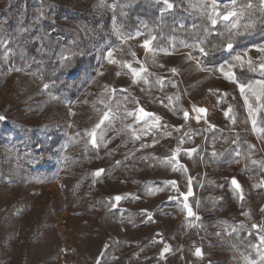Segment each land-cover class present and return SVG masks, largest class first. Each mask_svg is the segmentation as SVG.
Listing matches in <instances>:
<instances>
[{
    "label": "rangeland",
    "instance_id": "374dc122",
    "mask_svg": "<svg viewBox=\"0 0 264 264\" xmlns=\"http://www.w3.org/2000/svg\"><path fill=\"white\" fill-rule=\"evenodd\" d=\"M40 1L114 14L113 0ZM156 1L162 10L177 5L210 22L212 0H169L171 9L163 0ZM216 3L221 15L233 10L239 14L247 5L246 0ZM233 21L237 17L218 19L216 25L233 29ZM109 28L111 46L102 50L97 76L87 83L88 75H77L85 88L77 99L66 100L12 65L14 41L0 23V40L7 41L0 45V121L38 128L59 117L60 124H67L66 129L60 125L66 136L52 161L43 165V173H31L27 167L21 173L15 139L0 137V164L11 167L6 185L0 183V264L259 261L253 246L260 245L264 232L252 225L264 228V89L256 83L264 80L259 67L264 52L258 51L264 43L236 53L243 57L236 60L239 64L257 63L261 76L242 93L231 66L202 67L196 57L199 49L185 46L192 44L170 35L160 43L146 23L140 31L126 32L114 16ZM145 40L150 41L148 48ZM64 51L59 53L61 61L68 57ZM110 51L115 63L109 60ZM128 64L145 71L134 77ZM140 107L161 118L155 127H146L135 115L126 116V111L135 113ZM198 107L206 110L199 120ZM109 109L110 119L96 129L93 146L87 133ZM147 122L151 125L154 119ZM240 133L252 143L249 155L256 170L248 172L233 149ZM69 143L74 161L63 166L62 153ZM189 187L192 194L185 201ZM245 233L253 238L248 253L240 249V235ZM165 245L170 250L161 256ZM198 248L201 256L195 254Z\"/></svg>",
    "mask_w": 264,
    "mask_h": 264
},
{
    "label": "trees",
    "instance_id": "16d2710c",
    "mask_svg": "<svg viewBox=\"0 0 264 264\" xmlns=\"http://www.w3.org/2000/svg\"><path fill=\"white\" fill-rule=\"evenodd\" d=\"M216 1L221 3L231 0ZM246 2L251 7L245 5L240 8V21L235 29H228L223 24L213 27L206 18L192 16L177 5L172 11L162 10L156 0H113V15L95 8L75 11L77 9L74 7L58 2L0 0V23L14 41L12 65L28 71L34 78L47 84L49 92L60 99L75 100L82 94L85 84H80L83 81L77 75H88L87 83L97 76L103 64L102 50L111 46L107 43L112 40L109 32L111 16L116 18L118 26L129 33L140 31L143 23L150 25L154 29L156 41L160 43L165 41V36L170 35L178 42L193 44L203 38L205 30L209 29L211 34L206 41V48L210 51L206 56L200 52L196 54L199 64L204 68L229 65L233 68L237 84L249 86L261 77L257 63L252 64L256 68L253 71L250 66L237 63L234 57L239 49L244 51L264 43V5L259 0ZM253 21L254 27L247 30L243 27ZM21 28H28L29 31L21 33ZM229 39L234 45L230 51L224 47ZM62 49L68 51V57L61 61L59 53ZM59 122L62 119L56 117V120L45 121L42 127L33 128L0 121V137L5 141H8V137L15 139L20 149L21 173L26 172V167L31 173L34 170L45 172V164L52 161L51 155L55 154L56 147L66 136L60 125L66 129L67 124ZM246 138L245 134H238L233 149L238 151L250 172L256 170V166L249 155L252 143ZM71 150L69 143L62 153L63 166L67 165V161H74ZM80 152L86 154L82 148ZM10 169L8 165L0 164L1 184L6 185V180L11 177ZM252 239L246 233L240 235L242 252L248 253L247 247Z\"/></svg>",
    "mask_w": 264,
    "mask_h": 264
},
{
    "label": "snow or ice",
    "instance_id": "6c2138e0",
    "mask_svg": "<svg viewBox=\"0 0 264 264\" xmlns=\"http://www.w3.org/2000/svg\"><path fill=\"white\" fill-rule=\"evenodd\" d=\"M232 2H233V4H235V0H232ZM163 3H164V4L167 6V8H169V9H171V8L173 7V5H172L171 3H169V0H163ZM260 3H261V5H264V0H260ZM247 6H248V7H251V4H249V5H247ZM226 7H227V6H226ZM233 16L237 17V21H233V22L231 23L230 27L233 28V29H235V28L238 27L239 14H238L235 10H233V11H229V12H227V13L224 14V15H221L220 12L217 11V3H216V0H212L211 11L208 13V18H209V20H210V22H211V25H212L213 27L217 24L218 19H220V20H222V21H229L230 17H233ZM21 19H23V14H21ZM262 22H264V21H262ZM254 25H255V21H253V22L250 23V24H246V25H244L243 27L247 30V29H249V28L254 27ZM181 27H183V26H181ZM226 27H228V25H226ZM27 31H29L28 28H21V29H20V32H21V33H24V32H27ZM210 34H211V31H210L209 29H206V30H205V35H204L203 38H200L197 42L193 43L192 45H185V46H187V47H192V48H198L199 51H200V53H201L202 55L206 56V55L209 54V51H210V49H207V48H206V41H207L208 36H209ZM6 43H7V41L0 40V45H5ZM149 44H150V41H149V40H145V41H144V47H145V48H148V47H149ZM224 47H225L227 50H229V51L232 50L233 47H234L232 40L229 39V40L227 41V43L224 45ZM258 51H260V52H264V47H259V48H258ZM112 55H113V54H112V52L110 51V52L108 53L109 60H110V62L115 63L116 61L113 60V59H111V58H112ZM7 56H8V53L6 52L4 58L7 59ZM234 59L237 60V61H241V60L243 59V57L240 56V55H236V56L234 57ZM248 63H249V66L252 68V70L255 71L256 68L252 65L251 60H249ZM126 66L131 70V72H132V74H133L134 77H135V76H138V75L140 74L141 71H145V69H143V68H141V69L133 68L130 64H128V65H126ZM259 67H260L261 69H264V62H262V63L259 65ZM17 70H18V69H17ZM173 71H175V70L173 69ZM256 83L259 84V85L261 86V89H264V80L257 81ZM44 87H45V89H46V88L48 87V85L45 84ZM240 88H241V92L243 93L244 88H245V85L241 84V85H240ZM253 95H256V93L253 92ZM169 99H171V98H169ZM106 107H108V106L106 105ZM110 111H111V109H109V111H105V112L103 113V116H102V118L100 119V121L95 125V127H94L90 132L87 133V135H89L90 137H92V144H93V146H96V140H95V137H96V129H99V128L101 127V125L104 124V122H105L106 120H109V119H110V116H109V112H110ZM205 111H206V110H205L204 108H200V107L195 108V112L197 113L196 119L199 120V118H200V114H201V113H205ZM133 115H135V119H136L137 121H145V126H146V127H155V126H156V123H155V122H158V121L161 119L159 116H155V114L145 111L142 107L138 108V110L135 111V113H134L133 111H126V116H133ZM183 115H184V119H185V120H188V119H189V113H188V111H184ZM0 119H3V117H0ZM153 119H154V123L151 124V125H149L147 121H148V120H153ZM253 123H255V122L253 121ZM129 127H131V126L129 125ZM169 135H170V133H169ZM136 138L138 139L139 137H136ZM176 151L179 152L180 149L177 148ZM192 151H195V150L193 149ZM118 163H119V162H118ZM102 171H103V169L97 170V172L95 173V175H100V173H101ZM170 183H171L173 186H175V181H172V182H170ZM232 184L235 185L237 189H239L240 185L237 183V181H236L235 179L232 180ZM191 194H192V192H191V188L189 187V190H188L187 195L184 196L185 201L187 200V197H188L189 195H191ZM182 195H184V194H182ZM120 199H121L120 196H116V197H115V200H117V201H119ZM184 208L187 209V212H188V215H189V216H192V215H193L192 209L189 207V205H188L187 203H184ZM262 211H264V209H262ZM244 215H247V213H244ZM149 219H151V215H149ZM252 227H253V228H260V230H261L262 232H264V228H261L260 226H258V225H256V224H253ZM235 230H236V229H233V231H235ZM217 235L219 236L220 233H217ZM259 239H260V245H254V246H253V247L256 248L257 252L259 253V261H256V260H247V264H264V235H261V236L259 237ZM169 250H170L169 246L165 245L164 250H163V252L161 253V256H163V253H164V252H168ZM195 254H196L197 256H201V255H202V252H201V250L198 248V249L196 250V253H195ZM246 259H247V258H246Z\"/></svg>",
    "mask_w": 264,
    "mask_h": 264
}]
</instances>
